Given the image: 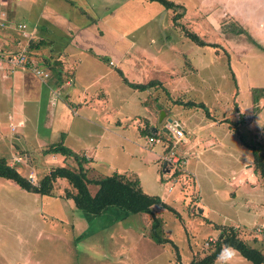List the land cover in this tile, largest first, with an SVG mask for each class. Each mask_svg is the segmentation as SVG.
<instances>
[{
	"label": "rangeland",
	"instance_id": "obj_1",
	"mask_svg": "<svg viewBox=\"0 0 264 264\" xmlns=\"http://www.w3.org/2000/svg\"><path fill=\"white\" fill-rule=\"evenodd\" d=\"M7 1L10 10L15 14L12 18L16 22L23 23L27 21L19 19L15 7L20 11L21 7L29 5L34 11L40 7L42 2V0ZM123 1L102 0L101 13L107 12L106 8H110L107 14L102 13V17L110 15L113 17L114 11L123 5ZM170 1L187 6L185 15L177 19L179 25L181 24L179 28L196 33L208 44L203 47L207 55L204 54L202 59L210 60L212 53L221 62H225V57L229 58L234 67L232 72L235 74L234 79L233 77L231 79V76L229 78L231 81L235 80L237 84L232 88L240 95L242 108H245L248 102L246 116H249L248 113H252L254 109L251 106L253 96L247 90V85L256 86L264 82V25L259 26L260 22L264 23L262 21L264 0H201L203 5L198 4L193 12L190 10L200 0ZM217 7L218 10L214 11ZM164 11L158 14L155 20L150 19L146 25H137L139 27L129 35L148 38H144V43L141 41V45H137V48L141 50L144 49V44H148L154 37L153 44L148 45L147 55H153V51L163 47V51L167 54H156L159 57L154 59L160 62L168 60L167 55L171 56L172 49L177 47L179 36H182L181 29L169 28L171 22L169 23L168 18L169 16L173 18L176 14L171 10ZM227 11L233 12L237 17L240 16L248 22L249 26L242 27L241 30H233L232 20ZM139 12L144 17V12L142 10ZM27 18L28 21L32 20L33 12L29 13ZM112 21L121 22L125 32L131 29L118 18ZM218 22L222 24L219 25ZM164 37H170L171 41L176 44L170 45L163 39ZM188 45L193 46V43ZM138 51L135 48L131 53L126 60L127 66L142 60L143 55ZM151 60L149 57L146 61H142L140 67H136L137 70L142 72L148 68ZM206 61L201 64H205ZM171 62L174 64L177 61ZM88 63H94V61L87 59L79 63L80 74L83 75L86 72ZM179 63L181 65L175 73L180 75L178 82L172 85V96L183 97L182 93L187 89L189 90L186 94L187 99L202 101L210 110H214V114L218 117L221 118L220 114H223L225 118L233 120V110L227 105L228 103L230 106L231 103L228 100L230 99L228 90L225 86H221L219 77H217L218 73H221L218 71V66H213L216 71L214 74V70L210 67L206 71H201L197 65L195 70L199 69L203 72L198 76L197 72L194 74L188 66L185 67L182 61ZM192 63L196 65L194 61ZM162 64L165 65V63ZM127 66L125 70H128ZM108 68L113 71V74L108 81H104V85L108 84L109 94L114 92V101L110 102V108L107 109L106 105L103 108L109 111L110 117L116 114V110L118 113L121 110L123 116L126 117L132 116L130 114L135 111L141 114L143 111L138 106L141 105V93H132L124 88L126 92L123 91L120 94L119 90L123 86L119 75L115 73L113 67ZM182 70L186 76L182 75ZM88 78L84 79L86 83ZM203 78H206L208 82L201 83ZM2 79L5 82L9 80V78ZM216 83L223 91L216 92L214 88ZM123 100L125 103H120ZM0 103H5V99L1 96ZM178 111L175 114L176 117L180 114L183 116L191 114L183 109H178ZM179 119L184 120L183 117ZM208 127V125L205 127L200 125L196 118L191 120V130L195 140L193 144L189 142L185 144L191 145L192 148L190 155L189 153L187 155V152L185 154L184 159L187 162L184 165L169 166L167 159L170 153L166 155L163 152L165 145L161 141L142 148V145L137 147L132 143L127 146L128 143L123 142L124 139L119 140L112 137L108 139L111 147L103 152L104 161L102 157H98L100 161L94 164V169L90 170L91 176L105 177L118 173L127 174L131 178L136 177L145 194L159 196L171 210L159 206L153 207L155 217L160 220V225L156 229L161 236L171 241L177 250L171 244L157 245L152 241L149 233L153 222L149 214L134 215L116 207H108L101 215L92 216L77 210L71 200L62 198L64 190L69 188L64 181H59L53 191L55 198H62L58 201L54 197L42 198L27 193L10 181L0 179V264H189L194 258L204 257L210 251V245L216 241L218 236L214 225L234 227L240 238L251 247L255 248L253 245H258L254 243V239L264 244V190L255 184L254 180L252 182L248 178L247 171L250 168L246 169V167L251 164V154L237 141L235 133H221L216 127ZM245 129V127L240 128L241 132ZM28 133L31 135L25 140L26 142L36 135L32 132ZM215 133L217 140L208 139ZM18 135H21V130L18 129L16 133L7 132L1 123L0 157L7 160L8 165L10 156L8 153L5 154L8 151V145L5 146V143L21 142ZM38 136L37 141H28L31 146L27 147L30 153L35 152L31 155L33 167L17 166L18 170L9 165L27 180L34 179V185H37L39 179L50 169L60 165L57 157L49 155L45 157L36 148L37 144L46 145L52 143L54 139H46L43 134ZM186 138L188 135L185 136ZM139 140L140 143H147L145 139L144 141ZM67 142V146H70L71 141ZM86 142L92 144L94 140L76 138L70 148L77 151L79 150L77 146H82ZM183 145L181 142L174 149L173 153L177 154V157L185 153ZM12 153L15 154V152ZM159 155L163 156V159H160ZM12 161L21 162L22 158ZM70 161L74 168V162L70 159L66 160L67 163ZM164 162L166 167L163 169L162 163ZM177 169L181 173L179 176H174ZM191 169L195 174L193 177L190 174ZM169 188H171L170 191ZM88 189L92 195L96 192V187L93 185H89ZM223 255L215 264H226V262L228 264H251L241 258L237 252L234 256L227 252Z\"/></svg>",
	"mask_w": 264,
	"mask_h": 264
},
{
	"label": "crops",
	"instance_id": "obj_2",
	"mask_svg": "<svg viewBox=\"0 0 264 264\" xmlns=\"http://www.w3.org/2000/svg\"><path fill=\"white\" fill-rule=\"evenodd\" d=\"M123 2V5L117 7V10L114 11L113 17H110V15L104 18L102 17V13L107 14L110 8H106L107 10L105 11L107 12L101 13L102 0H42L40 7L37 10L34 9V11L29 5L24 8L21 7L20 11L15 7L19 19L24 22L27 21L26 24L21 21L16 22V20L12 18L15 14L10 10L9 2L7 0H0V14H4L5 16L3 20L0 19V24H4L3 26L0 25L1 56L7 60L11 56L23 52L30 64L40 68L48 74L46 78L36 76L29 65L26 64H24V66L15 67L4 62L0 65V96L5 99V103H0V125L3 123L7 132L9 131L10 133H16L18 129L21 130V135H18L21 142L13 141L5 143V146L6 144L8 145V151L5 154L8 153L10 156L8 157L10 166L15 168H17V166L33 167L31 165L33 163L31 155H34L35 152L30 153L27 150V147L31 146L28 144V141H37L39 134H43L46 139H54L52 143L50 142L46 145L41 143L37 144L36 148L40 152H42L46 146L62 142L73 152L81 153L85 159L89 161L88 167L91 170L94 169V164L100 161L98 157H102V161H104L103 152L105 149L111 147V144L109 145L108 142L109 138L115 137L119 140L124 139L123 142L128 143L126 144L127 146L132 143V145H136L137 147L138 145H142L141 147L144 148L146 143H140L139 139L144 141V139L147 140L149 137H153L148 136L149 134L156 137L163 135L170 137L169 133L166 134L164 130H166L165 126L172 122H176L178 127L184 132L182 142L184 144L183 149L185 153H181L183 154L182 158L185 157L186 152L187 155L188 153L190 155L192 148L191 145L187 146L185 144L188 142L193 144L195 140L191 130V120L194 118H196L203 127L206 125L209 126L208 128L216 127L221 133H235L232 124L242 120L240 128L245 127L246 131L257 130L264 135V98H260L255 105L251 102V106L254 110L252 113H248L249 116H246L248 102H246V105L244 103L245 108L240 106V95L232 88L237 84L235 80L231 81L229 78L231 76V79L232 77L234 79L235 74L232 72L234 67H232L228 57L224 58L225 62H221L218 61V57L212 53V58H210V60L206 61L202 59V56L205 54V48L198 47L194 44L193 46L188 45L192 44V42H190V40L188 41L183 32H181L182 36H179L177 44L172 42L170 37L163 38L165 41H168L170 45H177V47L172 49L171 56L167 55L168 60L165 62L154 60L159 57V55L156 54H167L163 51L164 48L161 47L153 51V55L155 56L147 55L148 45L151 46L153 44L154 37L148 44H144V49L141 50L137 48V45H141V41L144 43V38L146 37L129 35L136 30L137 27L146 25L150 19L155 20L158 14L165 12L164 9L156 3H151L146 0H124ZM198 2L199 3H196V6L191 9L190 12L195 11L198 4L200 6L203 5L201 0ZM181 5L184 7L186 13L187 6L184 4ZM236 8L238 9V7ZM140 10L144 12L143 15L145 18L139 12ZM216 10H218V7L214 9V11ZM31 12H33V18L28 21L27 15ZM227 14L233 22L237 23L238 27L242 28L249 26L247 21L240 16L237 17L233 12L227 11ZM117 18L121 20L126 27L129 26L131 29L125 32L121 22L112 21V19L117 20ZM168 20L169 23L171 22L169 28L182 30V28H179L181 24L179 25L178 22L174 24L171 16H169ZM262 21H264V18ZM218 23L221 25L222 22ZM177 24L179 26H177ZM18 25H25L26 31H18L16 29ZM261 25H264V23L260 22L259 26L261 27ZM110 26H112V28ZM40 41L43 44H40L37 49L28 48L30 42L37 44ZM135 48L139 50L138 53L140 52L143 55L141 57L142 60L140 62L128 64L129 66H127L126 60L130 57ZM149 57L152 59L150 66L145 68L142 72L137 70L136 67H140V63L146 61ZM87 59L93 60L94 63H88L86 67L87 70L82 75L79 72L78 65ZM54 60L60 62V69L58 68V70L52 72L48 71L46 61L52 63ZM171 61L177 62L172 64ZM179 61H182L185 67L188 66L194 74L197 72L198 76L203 74V72H200L199 69H197V71L195 70L197 65L201 71H206V69L210 67L211 70H214V74L216 71L213 66H218V71L221 73L219 74L217 71V77H219L218 80L221 86H225L228 90L230 97L228 100H230L231 103L230 106L228 103L227 105L233 110V120L225 118L223 114H220L222 115L221 118L218 117V115L214 114V110H210L206 103L199 100L193 102L203 104L207 108V116L201 109L186 108L182 105L174 104L175 101L186 103L192 100L187 99L186 94L187 91H189L187 89L182 93L183 97H179V95L176 97L172 96V85L178 82L180 75L175 73L181 65ZM187 61L189 62L187 63ZM192 61L196 63L195 66ZM205 61V64H201ZM162 63H165V65ZM105 66L113 67L117 75H119L117 71L121 72L122 76L130 84L147 85L152 82L156 83L154 87L152 86L140 92L129 88L123 83V79L119 76L123 86V88L119 90L120 94L123 91L126 92L124 88L130 90L132 93H141V105L136 103L143 111L141 114L135 111V113H129L132 116L126 117L123 116V112L118 109L119 113L116 110V114H114L113 117L109 116V111L105 110L103 107L105 105L107 109L111 107L110 102L114 101V92L109 94L107 90L109 86L108 84L104 85V81H108L113 71ZM126 66L128 70H125ZM122 69H124V71H122ZM183 70L182 75L184 76L185 73ZM58 74L62 77L66 75H71V77L65 82H62L59 80L60 77H57ZM1 75H3V77ZM86 77H89L87 83L84 80ZM204 77L206 76L204 75ZM2 78H9V80L5 82ZM206 82H208L206 78L201 80V83ZM214 88L216 92L223 91L218 86V83L215 84ZM256 89H264V82L256 86L247 85V90L250 93ZM120 103H125V100L120 101ZM178 109L187 110L191 112V114L189 116L180 114L179 117H176L175 114L179 112ZM161 112L164 113V117L162 121H159ZM193 115L195 116L194 118ZM180 117H183L184 120L181 121V119H179ZM100 119H102V121H100ZM168 120L172 122H168ZM82 126L84 128L81 129ZM28 132H32L36 135L26 142L25 140L31 135ZM187 135L188 138L185 139ZM76 138L93 139L94 142H92V144L86 142V144L82 146H77L79 150L75 151L70 148V146H72L71 143H75ZM235 138H237L236 134ZM208 139L217 140L216 133L211 135ZM67 141H71L69 144L70 146H67ZM41 145L44 147L42 148ZM119 146L121 145L119 144ZM12 152H15V154L13 155ZM181 154L179 155L181 156ZM49 156L54 158L57 157L60 162V165H57L59 167H63L65 164L71 167L73 165L71 161L67 163L60 155ZM159 156L160 159H163L164 154L163 156ZM17 158H22V161L14 163L12 160H17ZM248 168H250L247 171L249 180H254L255 184L262 188L260 179L257 177L255 180L256 175L253 173L252 164L246 167V169ZM190 174L193 177L194 171L192 169L190 170ZM59 181L61 182V180ZM247 184L249 185L248 181ZM55 200L61 201L62 198H55ZM261 249L264 250L263 247H261Z\"/></svg>",
	"mask_w": 264,
	"mask_h": 264
},
{
	"label": "trees",
	"instance_id": "obj_3",
	"mask_svg": "<svg viewBox=\"0 0 264 264\" xmlns=\"http://www.w3.org/2000/svg\"><path fill=\"white\" fill-rule=\"evenodd\" d=\"M151 3L160 5L164 10H171L176 15L172 18L173 23L177 22V19L183 17L185 9L181 4L172 2L170 0H146ZM222 24V23H221ZM178 25V24H177ZM233 30H241L236 22L232 21L231 24ZM184 36L190 40L194 45L198 47H205L208 44L199 37L196 33L188 31L182 28ZM43 44L41 41L37 44L29 43V49H37V47ZM48 71H56L60 67V62L54 60L52 63L46 61ZM60 69V68H59ZM119 76L123 79V83L133 90L140 92L145 91L150 87H154L156 83H149L147 85H135L130 84L122 76L121 72L117 71ZM60 81H66L71 75L61 76ZM252 102L257 104L260 98H264V89H256L252 91ZM174 104L182 105L186 108L201 109L205 115H208L207 108L201 103H195L188 101L186 103L175 101ZM236 122L232 124L233 131L236 134L238 142L247 149L252 157V170L253 173L260 179L262 188L264 189V135L257 130L242 131L240 126L242 124ZM163 135V134H162ZM153 136L165 145V154L168 155L173 149V141L169 136ZM42 155H60L64 160L70 159L74 162L75 167L72 168L69 165L63 167H53L47 173H45L38 181L37 185H33L29 180L23 177L16 169L10 167L7 160L0 158V179L10 181L19 189L32 193L36 196L54 197L53 191L56 188V184L59 180L67 183L69 188L64 190L63 199L71 200L74 207L92 216H99L108 207L119 208L129 214H149L152 218V229L150 231V238L157 245L171 244L176 249V246L168 239L161 236L157 227L160 225V220L155 217L153 213V207L159 206L171 210V208L161 201L159 196H151L145 194L142 191L139 180L131 178L127 174L115 173L111 176H91L90 168L88 167L89 161L81 153H75L68 149L62 142L46 146L42 150ZM180 158L181 156L178 155ZM181 171L177 169L174 176H179ZM89 185L96 187V192L92 195L88 189ZM214 229L218 231L216 241L211 244L210 251L204 257H196L189 264H215V262L221 257V249L224 245H231L232 248L237 250V254L251 264H264V248L263 243L256 241L251 247L246 241L242 240L238 234V231L232 226L214 225ZM263 245V246H262Z\"/></svg>",
	"mask_w": 264,
	"mask_h": 264
},
{
	"label": "built area",
	"instance_id": "obj_4",
	"mask_svg": "<svg viewBox=\"0 0 264 264\" xmlns=\"http://www.w3.org/2000/svg\"><path fill=\"white\" fill-rule=\"evenodd\" d=\"M4 14H0V19H4ZM1 26H3L4 24H0ZM16 29L20 32H24V30L26 29L25 25H18L16 27ZM4 62L11 64L12 66L18 67V66H24V64L29 65V67L32 69V72L34 73V75L36 76H40L42 78H46L48 77V74L46 72H44L43 70H41L40 68L35 67L34 65L30 64L28 62V59L25 55V53L21 52L20 54H16L11 56L10 58H8L6 60V58L2 57L0 54V65L3 64ZM166 130L168 131L171 140L173 141V149L170 151V157L167 159L168 164L170 167H174V166H179L186 164L185 162H187L186 159L184 158H180L177 157L173 152L174 149L177 147L178 144H180L184 138V132L181 128L173 125L172 123H168L166 126ZM158 139H155L153 137H149L147 139V143L145 145V147L147 146H152L153 144L157 143ZM30 176V175H29ZM175 181V179H174ZM30 182L34 185L35 180L34 179H30ZM169 191L171 190V188L168 189Z\"/></svg>",
	"mask_w": 264,
	"mask_h": 264
},
{
	"label": "clouds",
	"instance_id": "obj_5",
	"mask_svg": "<svg viewBox=\"0 0 264 264\" xmlns=\"http://www.w3.org/2000/svg\"><path fill=\"white\" fill-rule=\"evenodd\" d=\"M225 252L234 256L236 254L237 250L232 248L231 245H224V247L221 249V255H223ZM226 264H228V262H226Z\"/></svg>",
	"mask_w": 264,
	"mask_h": 264
},
{
	"label": "water",
	"instance_id": "obj_6",
	"mask_svg": "<svg viewBox=\"0 0 264 264\" xmlns=\"http://www.w3.org/2000/svg\"><path fill=\"white\" fill-rule=\"evenodd\" d=\"M163 117H164V113L161 112V113H160L159 121H162ZM168 122H172V121L168 120ZM172 124L178 127V125H177L176 122H172ZM164 132H165L166 134H168L167 130H164ZM165 167H166V163L164 162V163H163V169H164ZM167 172H168V170H167Z\"/></svg>",
	"mask_w": 264,
	"mask_h": 264
}]
</instances>
